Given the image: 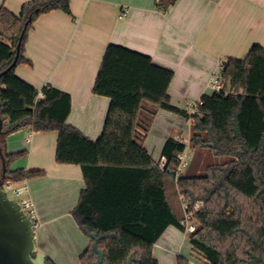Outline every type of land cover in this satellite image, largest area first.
I'll list each match as a JSON object with an SVG mask.
<instances>
[{"label":"trees","instance_id":"trees-1","mask_svg":"<svg viewBox=\"0 0 264 264\" xmlns=\"http://www.w3.org/2000/svg\"><path fill=\"white\" fill-rule=\"evenodd\" d=\"M176 0H158L166 12ZM71 0H32L19 15L0 8V72L10 66L25 24L17 64L24 61L28 32L43 14L62 10L71 14ZM16 64V65H17ZM16 65L0 79V144L8 161L6 137L31 127L58 131L56 161L80 165L86 181L73 210L90 239L81 264H158L153 245L170 225L186 227L167 199L166 185L175 186L168 169L177 154L189 148L227 157L211 165L205 175L182 176L177 186L190 206L204 200L195 214L200 227L190 243L207 264H264V47L253 46L244 59L226 60L223 90L204 94L195 113L171 102L168 92L174 72L156 65L149 55L109 44L93 92L111 104L102 134L92 140L66 123L72 109L70 94L54 88L38 90L16 75ZM176 113L191 121L189 143L170 137L156 162L144 145L140 127L143 104ZM42 171H7L19 183ZM0 165V186L3 183ZM214 239H232L224 249ZM47 264H54L47 259ZM177 264H190L179 256Z\"/></svg>","mask_w":264,"mask_h":264},{"label":"crops","instance_id":"crops-1","mask_svg":"<svg viewBox=\"0 0 264 264\" xmlns=\"http://www.w3.org/2000/svg\"><path fill=\"white\" fill-rule=\"evenodd\" d=\"M30 1L0 0V8L19 15ZM157 3L71 0V14L53 10L41 15L28 32L25 60L16 65V75L38 90L52 86L70 94L72 109L66 123L97 140L111 99L94 93L93 87L109 44L149 55L156 65L172 70L168 92L172 104L182 109L213 93L208 83L220 63L244 59L255 45L264 47V0H176L166 12ZM29 128L9 134L5 149L9 154L23 152L8 161L9 170L43 172L13 182L26 188L24 199L34 205L37 249L54 264H81L80 257L90 244L73 215L86 188L82 168L56 161L58 131H34L28 142ZM139 130L146 131L144 145L159 162L168 138L189 143L191 121L145 102ZM188 168L184 176H198ZM166 188L173 211L183 219L184 199L177 184ZM195 230L194 222L185 231L167 227L153 245L158 264H177L179 256L190 264H207L190 243Z\"/></svg>","mask_w":264,"mask_h":264},{"label":"water","instance_id":"water-1","mask_svg":"<svg viewBox=\"0 0 264 264\" xmlns=\"http://www.w3.org/2000/svg\"><path fill=\"white\" fill-rule=\"evenodd\" d=\"M27 23L17 45L13 63L0 72V79L16 64L20 55L22 38ZM4 122L0 117V135ZM2 179L7 178L8 160L0 144ZM0 264H47V257L39 252L36 244V229L33 221L22 209L19 202L11 199L0 186Z\"/></svg>","mask_w":264,"mask_h":264},{"label":"built area","instance_id":"built-area-1","mask_svg":"<svg viewBox=\"0 0 264 264\" xmlns=\"http://www.w3.org/2000/svg\"><path fill=\"white\" fill-rule=\"evenodd\" d=\"M126 13H123L121 17H123ZM224 69L223 63H220L217 67V69L214 71L212 78L210 82L208 83V87L213 91V92H221L224 88L223 86V79H222V71ZM196 106L197 103L190 104L189 110L193 114L196 111ZM34 133V130L32 128H29L27 133H26V140L29 142L31 140V137ZM191 159V153H190V148L189 145L188 147L183 151L177 154V163L176 165L170 167L168 169V173H170L174 179V181L178 182V180L184 175L185 170L189 166ZM1 188L6 191L7 189H11L12 192L19 196L22 193L25 192L24 187H18L16 186L12 180L10 179H5L2 183ZM183 199V198H182ZM19 202L21 205L22 209L25 211V213L29 216V218L33 221L35 227L37 226V221H36V215H35V209L34 205L30 200L27 199H22ZM205 207V202L204 201H198L195 202L192 206H190L187 202L183 200V209L185 212L184 218L181 220V223L186 227L188 226L193 220H195V214L197 212H200L204 209Z\"/></svg>","mask_w":264,"mask_h":264},{"label":"rangeland","instance_id":"rangeland-1","mask_svg":"<svg viewBox=\"0 0 264 264\" xmlns=\"http://www.w3.org/2000/svg\"><path fill=\"white\" fill-rule=\"evenodd\" d=\"M189 109V108H188ZM195 152V155H194ZM191 153V159L189 163V171L194 173L195 175H205L206 174V167L211 165H219L223 164L226 160H228L227 157H216L214 156L209 150H204L201 148H197L196 151L193 150V148L190 149ZM1 165V161H0ZM176 186V185H175ZM176 188V187H174ZM7 194L11 199H14L16 201H20L24 198H26V194L22 193L21 195L17 196L15 195L11 189H7ZM198 201H204V200H197ZM193 222L196 225V230L200 227V223L197 219L193 220ZM195 230V231H196ZM213 242H215L219 247L225 248L227 245L232 242V239H227L224 242H221L220 240L214 239Z\"/></svg>","mask_w":264,"mask_h":264}]
</instances>
